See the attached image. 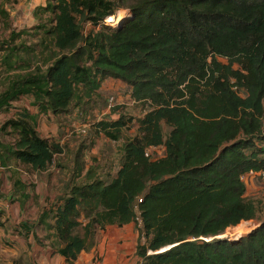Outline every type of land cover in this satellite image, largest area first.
<instances>
[{
	"label": "trees",
	"instance_id": "16d2710c",
	"mask_svg": "<svg viewBox=\"0 0 264 264\" xmlns=\"http://www.w3.org/2000/svg\"><path fill=\"white\" fill-rule=\"evenodd\" d=\"M120 10L131 18L106 25ZM33 18L0 57V110L31 97L38 112L1 124L0 168L57 170L54 205L31 229L73 264L96 229L134 222L136 208L140 264H264V207L261 218L243 181L264 171V0H47ZM109 79L126 85L140 117L87 119ZM41 114L59 139L72 121L81 128L63 144L42 138ZM100 137L122 141L106 173L97 157L86 168ZM258 220L235 242L217 239Z\"/></svg>",
	"mask_w": 264,
	"mask_h": 264
},
{
	"label": "crops",
	"instance_id": "0c3cea01",
	"mask_svg": "<svg viewBox=\"0 0 264 264\" xmlns=\"http://www.w3.org/2000/svg\"><path fill=\"white\" fill-rule=\"evenodd\" d=\"M46 2L47 0H0V56L4 54L8 36L12 31L18 33L29 30L37 24L33 13L35 9L44 7ZM2 72L3 69L0 68V79L7 76ZM106 82L113 91H120V86L124 85L128 94L126 98H129V90L125 84L109 79L102 85ZM118 99L121 98L118 97ZM32 102L31 97H20L12 102L10 107L0 110V126L14 117L22 108L36 115L37 108L32 105ZM120 113L121 109L116 111L117 116ZM78 127L79 130L80 123ZM36 130L40 137L58 139L61 144L69 137V128H66L64 136L61 139L58 138V127L49 114L38 116ZM78 130L77 127L73 129L75 132ZM4 139L9 141L8 137ZM100 139L108 141L103 137ZM261 146H264V143ZM91 156L95 157L92 150L85 156L88 163L86 168L90 164ZM56 174L57 170L54 167L40 173L26 171L19 166L17 169L0 168V264H69L48 244L41 242L38 229H31L35 224V216L54 205ZM246 177L247 180L251 176ZM18 179L24 184L25 192L23 193L27 196L26 199L22 198V192L15 188L14 180ZM34 187L36 188L34 193L40 202L37 212L31 208L30 202ZM31 214H35L34 218ZM23 226H27L29 231H26ZM139 229V222L137 225L132 222L122 227L107 226L102 230L96 229L95 245L89 251L81 252L73 264H140V259L136 256V247L140 240Z\"/></svg>",
	"mask_w": 264,
	"mask_h": 264
},
{
	"label": "rangeland",
	"instance_id": "374dc122",
	"mask_svg": "<svg viewBox=\"0 0 264 264\" xmlns=\"http://www.w3.org/2000/svg\"><path fill=\"white\" fill-rule=\"evenodd\" d=\"M119 15L124 16V21H127L128 19L131 18L129 11H127V10H120L119 12H117L116 16L112 17V18H116ZM105 24L114 26L113 23L108 22V20L105 21ZM92 30H94V28L89 24H86L83 27L84 34H88ZM110 88H111V86L108 84V82L104 83L102 85V89H100L101 100L98 103L97 108H94L91 111L86 110L85 113L87 114L86 116H87V119L89 121L93 122V121H98V120H102V119L116 120L120 116H117L116 112H113L112 110H115L117 107L119 109H121V113H124L126 115V117H129L131 119H137L138 117L141 116V114H142L141 107L136 106L135 104H132L130 99L128 97L126 98V96H128V94H127V90L125 89L124 85L120 86V89H121L120 91H113ZM0 91H1V87H0ZM118 97H120L121 99H118ZM79 121L80 120L72 121L71 123H69V135L71 134L70 129H74V127H77V130H78ZM53 122H54V120H53ZM54 124H56V122H54ZM79 130L77 132H79ZM135 131H136L135 127H132V125L130 124L128 126V128L125 129V132L123 134V138L132 137L133 134L135 133ZM164 131H165V133L168 132V130L166 128L164 129ZM59 135L60 134L58 133L57 136H59ZM67 140H68V138H67ZM121 144H122V141L108 142V141L103 140V139L96 141L95 146L92 148V152H93V155L95 157H97L99 161L94 166L101 168L102 170H99L101 173H106L105 169H106V164L108 162H105V157H110L109 158L110 161L113 160L116 163L119 161V155L120 154L118 152V149L121 148ZM161 154H162V151L156 150L157 156H159ZM89 161H90V158H89ZM100 162H101V165H105V166L102 167L99 164ZM88 167H89V165H88ZM98 174H99V172H98ZM246 178L247 177H244V179H243L245 186H247V189L245 192V197H246V199L251 200L256 204L259 203V209H260V211H259L260 215L259 216H261V218H262L263 215H261V210L264 207V179L261 177H258V176L250 177L247 180H246ZM55 180H56V184H57V174L55 175ZM56 188H57V185L55 186L54 191H56ZM34 192H36L35 187L32 189V192H31L32 195H31L30 202H31V208L37 212L38 207H40L38 205L40 202L38 201V198ZM55 194H56V192H55ZM135 211H136V219L133 223H135L137 225L138 212H137L136 208H135ZM262 212H263V210H262ZM34 215H32L31 217L34 218ZM37 215L35 217H37ZM259 221L260 220L242 222L241 224H239V226H236L233 228H228L225 231V233L223 235H221L220 237H218L217 239H227L231 242H234V240L232 239V237L234 235L238 236V239H240L241 237L249 234L250 232L255 230L257 227H259V225L263 222V221H261V222H259ZM38 230H39L38 233H39L41 242H43V243L45 242L46 244L51 246L50 243H52V242L46 241L44 239L45 231L44 230L41 231L40 229H38Z\"/></svg>",
	"mask_w": 264,
	"mask_h": 264
},
{
	"label": "bare ground",
	"instance_id": "6f19581e",
	"mask_svg": "<svg viewBox=\"0 0 264 264\" xmlns=\"http://www.w3.org/2000/svg\"><path fill=\"white\" fill-rule=\"evenodd\" d=\"M108 20V22H112L113 23V25L114 26H117L119 23H121V21H123L124 20V16H122V15H119L118 17H116V18H109V19H107ZM240 232V231H239ZM234 237V238H233ZM232 237V239L234 240V241H236V240H238V236H236V235H234Z\"/></svg>",
	"mask_w": 264,
	"mask_h": 264
},
{
	"label": "built area",
	"instance_id": "2783aa9c",
	"mask_svg": "<svg viewBox=\"0 0 264 264\" xmlns=\"http://www.w3.org/2000/svg\"><path fill=\"white\" fill-rule=\"evenodd\" d=\"M111 100H112V99H111ZM249 176H251V177H256V176H258V177H261V178L264 179V171L261 172V173H259V174H257V175H254L253 173H250ZM243 179H244V178H243ZM138 202H141V200L139 199ZM138 222H139V219H138Z\"/></svg>",
	"mask_w": 264,
	"mask_h": 264
},
{
	"label": "clouds",
	"instance_id": "9594fccd",
	"mask_svg": "<svg viewBox=\"0 0 264 264\" xmlns=\"http://www.w3.org/2000/svg\"><path fill=\"white\" fill-rule=\"evenodd\" d=\"M246 176H247V175H246ZM246 176H245V177H246ZM243 178H244V177H243Z\"/></svg>",
	"mask_w": 264,
	"mask_h": 264
},
{
	"label": "water",
	"instance_id": "95a60500",
	"mask_svg": "<svg viewBox=\"0 0 264 264\" xmlns=\"http://www.w3.org/2000/svg\"><path fill=\"white\" fill-rule=\"evenodd\" d=\"M261 225V224H260ZM239 240V239H238ZM235 242V241H234Z\"/></svg>",
	"mask_w": 264,
	"mask_h": 264
}]
</instances>
